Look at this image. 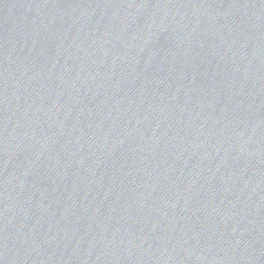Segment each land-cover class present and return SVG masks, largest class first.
Wrapping results in <instances>:
<instances>
[{
	"label": "water",
	"instance_id": "obj_1",
	"mask_svg": "<svg viewBox=\"0 0 264 264\" xmlns=\"http://www.w3.org/2000/svg\"><path fill=\"white\" fill-rule=\"evenodd\" d=\"M0 264H264V0H0Z\"/></svg>",
	"mask_w": 264,
	"mask_h": 264
}]
</instances>
